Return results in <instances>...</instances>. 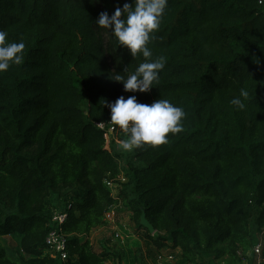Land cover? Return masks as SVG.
I'll return each instance as SVG.
<instances>
[{"label":"trees","instance_id":"1","mask_svg":"<svg viewBox=\"0 0 264 264\" xmlns=\"http://www.w3.org/2000/svg\"><path fill=\"white\" fill-rule=\"evenodd\" d=\"M125 3L0 0V30L26 45L23 64L0 74V264H121L90 240L120 202L144 239L179 264H236L258 238L264 264V6L168 0L151 44L167 59L160 83L133 93L112 79L142 56L96 24ZM242 91L238 110L230 101ZM133 95L183 107L184 131L165 145L108 150L95 126L111 121L102 100ZM121 173L127 183L113 197L104 180ZM54 210L68 215L64 262L46 254ZM143 212L154 235L140 225ZM8 236L22 256H9Z\"/></svg>","mask_w":264,"mask_h":264},{"label":"clouds","instance_id":"2","mask_svg":"<svg viewBox=\"0 0 264 264\" xmlns=\"http://www.w3.org/2000/svg\"><path fill=\"white\" fill-rule=\"evenodd\" d=\"M167 8L168 0H132L122 9L117 7L111 16L102 12L96 21L98 28L107 30L119 47L126 48L134 58L138 55L143 58L134 72L126 68L112 79L122 83L126 92L148 93L160 83L167 59L154 57L151 44L161 28ZM25 47L23 40L9 42L8 33L0 30V74L23 64ZM247 98L248 92L242 91L230 103L238 110H244ZM102 101L110 109V124L118 126L127 135L118 144L124 152L165 145L170 135L184 131L187 113L168 99L160 98L150 105L139 103L134 95L127 99L121 96L111 104Z\"/></svg>","mask_w":264,"mask_h":264},{"label":"built area","instance_id":"3","mask_svg":"<svg viewBox=\"0 0 264 264\" xmlns=\"http://www.w3.org/2000/svg\"><path fill=\"white\" fill-rule=\"evenodd\" d=\"M259 5L264 6V0H259ZM110 123L111 121L95 123V126L103 132L105 147L108 150H111L113 144L114 146H116L117 150H120L118 147L119 141L122 139H126L127 135L118 126ZM126 183H127V179L125 175H123V173H121L116 178L107 177L104 180V185L106 186L107 189L110 190L111 195L113 197H117L119 195L120 191L123 188V185H125ZM120 204L121 202L118 205L111 207L109 211L105 214V220L107 225H111V223H113L114 220L117 218V211ZM67 219H68L67 213L60 211L53 212L51 229L45 241L46 254L49 255L51 258L58 259L62 262L68 259V253L66 250L67 237L63 232V226L66 223ZM115 228L117 229V227ZM114 237L115 239H124V236L118 231L115 233ZM252 254L256 258V264L263 263L261 242L255 244V246L253 247ZM166 257L168 261L167 264H171V262H173L174 259H176L175 256L171 254L170 255L167 254Z\"/></svg>","mask_w":264,"mask_h":264},{"label":"rangeland","instance_id":"4","mask_svg":"<svg viewBox=\"0 0 264 264\" xmlns=\"http://www.w3.org/2000/svg\"><path fill=\"white\" fill-rule=\"evenodd\" d=\"M123 153V152H121ZM123 167V164L121 165ZM124 175V174H123ZM56 204V203H54ZM122 209L123 211H121V221H125V224L123 223L122 226L120 227L119 223L117 224L118 227L117 229L115 228L113 230V228L111 227H107L104 229H100L97 231H94L91 236V242L93 244V247L97 250H101L104 247H107L108 249L116 252L118 255L119 253H121V251L123 252V250L125 249V247L129 248V242L131 243H135L137 250L139 251V253L141 252L139 246V239H127L132 237L133 235L139 236V234L141 233V231H139L136 227H135V223L132 220V212L129 208L126 207L125 203H122ZM57 206V204L55 205V207ZM55 211H60V210H54ZM60 212H63L60 211ZM120 227V228H119ZM126 227V228H125ZM126 229V230H125ZM120 232L123 236H125V239H115L114 235L116 232ZM257 241L261 242V238H258ZM2 243L4 244L5 248L8 251L9 256L15 255L17 256H22V254L20 253V246H19V238L16 236H8V237H4L2 238ZM128 252H130L128 250ZM150 255V254H148ZM130 257V259H132V254L128 255ZM167 255H163V256H156L155 258L153 257H149V259H153V261L155 262V264H167ZM136 258L138 260V262L140 264H144L145 261L141 259V257H138V253L136 254ZM176 259H174L173 262H171V264H179V260L177 259V257H175ZM150 261V260H149ZM207 264H223L219 261L217 262H213L212 260L207 259L206 260ZM134 264V263H132ZM236 264H256V258L255 256L252 254V251H250L246 257H242L241 261H238Z\"/></svg>","mask_w":264,"mask_h":264},{"label":"crops","instance_id":"5","mask_svg":"<svg viewBox=\"0 0 264 264\" xmlns=\"http://www.w3.org/2000/svg\"><path fill=\"white\" fill-rule=\"evenodd\" d=\"M122 206L123 205L121 203L119 205V207H118L117 218L114 220V222L111 223V225H106L105 227H103L101 229H104V228H107V227H111V228L114 227L113 228V230H114L115 227H118V225H117L118 223H119L120 227L122 226L123 223L125 224V221L124 220L121 221V217H120L121 216L120 213H121V211H123ZM124 239H125V236H124ZM127 239H134V240L139 239V243H140L139 248H140L141 252L139 253V251H136L137 250V247H136V244L135 243L129 242V248L128 247H125V249L123 250V252L121 251V253H119L120 260H121V264H132V263H134V264H140L138 262L137 258H136V254L137 253H138V257H141V259L145 261L144 264H155V262L153 261V259L152 258L149 259L148 256L155 258L156 256H163V255L165 256V255H167L169 253V251H167V249H165L164 251H161V252L158 253V251H156L155 247L152 244L148 243L144 239V233L143 232H141L139 234V236H136L135 237L133 235L132 237L127 238ZM128 250L130 252H128ZM98 251H102V249L101 250H98ZM179 252H180L179 250L176 251V253H179ZM129 254H132V257H133L132 259H130V257L128 256ZM148 254H150V255H148ZM107 264H113V262L111 261V262H108Z\"/></svg>","mask_w":264,"mask_h":264},{"label":"water","instance_id":"6","mask_svg":"<svg viewBox=\"0 0 264 264\" xmlns=\"http://www.w3.org/2000/svg\"><path fill=\"white\" fill-rule=\"evenodd\" d=\"M140 225L145 228L150 235L155 234V228L154 226L147 220L146 214L143 212L140 220Z\"/></svg>","mask_w":264,"mask_h":264}]
</instances>
